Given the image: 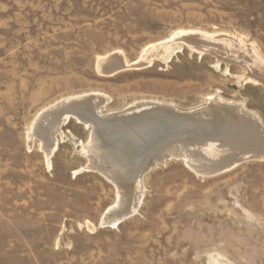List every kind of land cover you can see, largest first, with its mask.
Here are the masks:
<instances>
[{"label":"rangeland","instance_id":"obj_1","mask_svg":"<svg viewBox=\"0 0 264 264\" xmlns=\"http://www.w3.org/2000/svg\"><path fill=\"white\" fill-rule=\"evenodd\" d=\"M114 54L128 68L101 74ZM260 71L264 0H0V264H264V157L203 174L206 142L156 126L142 144L132 120L112 125L138 148L123 155L52 114L88 97L100 117L220 102L264 127ZM138 152L169 156L142 171Z\"/></svg>","mask_w":264,"mask_h":264},{"label":"water","instance_id":"obj_2","mask_svg":"<svg viewBox=\"0 0 264 264\" xmlns=\"http://www.w3.org/2000/svg\"><path fill=\"white\" fill-rule=\"evenodd\" d=\"M179 42L190 43L193 44L198 50H203L205 47L209 45V42L206 39L199 38V35H182L178 38ZM143 63L135 64V66H141ZM128 68L125 64L123 59L117 55H111L103 60L99 64V71L103 75H111L118 71ZM251 78L256 82L264 84V75L260 72H254L251 74ZM90 98H84L80 100H70L66 103H61L57 106L56 109L52 111V114L56 116V118H63L72 116L75 117L80 122L91 126L93 129V134L95 136H101L108 133V127L116 124H125L130 123L132 120H143L144 121V128L145 134L152 132L154 127H161L163 132L160 134L161 139L164 138L167 141L174 142V141H185L187 145H196L201 144L202 142H207L209 140H216L221 138L224 133H226V124L228 120H230L231 116L234 113H238L240 116H249L251 121V126L253 127L252 130H259L264 135V127L258 123L257 120L253 118L247 112H244L239 105L231 104V103H220L218 102L215 105H219L220 107L217 108L215 106H210L211 109L208 110L206 108L196 109V110H174L173 108L166 106L164 108H155V109H142L139 113H129V114H119L107 117H100L97 112L96 108L93 106L88 105L90 103ZM83 104H87V109H81L80 106ZM86 105V106H87ZM164 112L165 115H160V112ZM206 116L208 118H206ZM151 128V129H150ZM110 132V131H109ZM143 134V133H142ZM153 134V133H151ZM150 134V135H151ZM94 136V137H95ZM112 139V145H116L118 140L117 133H109ZM261 138V140H260ZM255 138L253 143L245 144V147H251V144L255 143V150L249 151L250 156L249 158H263L264 151H261L264 141L262 137ZM261 141V143H259ZM249 149V148H248ZM248 152V150H246ZM146 152L139 153L135 155L140 160H143ZM253 155V156H252ZM169 156V153H163L161 155L155 156L154 158L141 162V169L142 171L146 170L150 166L154 165L156 161H163L166 157ZM237 160H230L229 164L227 163V167L215 166L213 172H211L213 167L206 166L203 169H198L199 172L203 174L209 173H218L227 168L232 167L233 165L242 162L246 159H240L239 157L236 158ZM144 163V164H143ZM110 165V164H108ZM107 166V165H106ZM104 161H97L94 162L91 160L90 168L96 169L101 174L106 176L108 179L112 180L111 175H107L105 171H109L110 167L106 168ZM139 166V164H138ZM112 169V168H111ZM105 170V171H104ZM116 170L113 167V171ZM112 171V172H113ZM110 176V177H109ZM128 210H122L119 214L116 215V218L113 220L120 221L123 217L127 216ZM112 221V220H111ZM110 222V221H109Z\"/></svg>","mask_w":264,"mask_h":264},{"label":"bare ground","instance_id":"obj_3","mask_svg":"<svg viewBox=\"0 0 264 264\" xmlns=\"http://www.w3.org/2000/svg\"><path fill=\"white\" fill-rule=\"evenodd\" d=\"M215 107L219 108V105H214ZM228 127H226V133H224L223 136H220L221 138L216 140H209L206 143L209 144V150L204 151V153L214 155V158H217V162L213 165H211L213 168L210 170H214L215 166H223L227 167V163L229 164L230 160H237L236 158L240 159H246L248 157H251L249 151L255 150V143L251 144V147H245L244 145L253 143L255 138L262 137L264 141V135L259 130H252L251 121L249 116H240L238 113H234L233 116H231L230 120L226 123ZM144 121L139 120L137 124L133 126L132 132L136 135V140L139 141L142 144H145V139L151 138L153 134H147L145 136V129L144 128ZM142 128V129H141ZM154 129V128H153ZM158 129V128H157ZM110 131V132H109ZM117 133L118 134V140L117 144L115 146L118 147V150L121 151L123 155H129L133 152H137L136 149L137 146L135 144L130 143V139H128L130 136L126 135L125 129H122L121 131L119 129H116L115 127H108V133L106 135L107 141L105 142L107 145H111L112 147V137L109 136V133ZM143 133V134H142ZM151 136V137H150ZM155 138V137H154ZM261 140V138H260ZM109 144H108V143ZM261 143V141L259 142ZM261 151H264V143L262 146ZM249 148V149H248ZM248 150V152L246 151ZM253 156V155H252ZM233 160V161H234ZM197 166V165H196ZM204 168V167H203Z\"/></svg>","mask_w":264,"mask_h":264}]
</instances>
